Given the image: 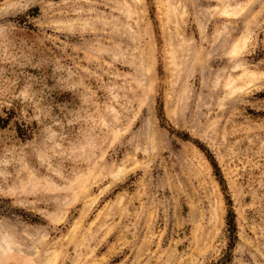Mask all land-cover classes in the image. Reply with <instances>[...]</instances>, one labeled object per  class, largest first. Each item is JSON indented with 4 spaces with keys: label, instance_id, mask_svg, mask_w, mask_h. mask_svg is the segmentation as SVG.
Segmentation results:
<instances>
[{
    "label": "rangeland",
    "instance_id": "rangeland-1",
    "mask_svg": "<svg viewBox=\"0 0 264 264\" xmlns=\"http://www.w3.org/2000/svg\"><path fill=\"white\" fill-rule=\"evenodd\" d=\"M0 264H264V0H0Z\"/></svg>",
    "mask_w": 264,
    "mask_h": 264
},
{
    "label": "trees",
    "instance_id": "trees-1",
    "mask_svg": "<svg viewBox=\"0 0 264 264\" xmlns=\"http://www.w3.org/2000/svg\"><path fill=\"white\" fill-rule=\"evenodd\" d=\"M235 219H236L235 213L233 212V210H230L227 217V230H226L227 238L230 242L229 243L230 247L234 245L237 238L236 237L237 227H236ZM226 262H228V260H226Z\"/></svg>",
    "mask_w": 264,
    "mask_h": 264
}]
</instances>
